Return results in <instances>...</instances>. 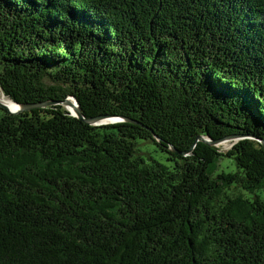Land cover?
Listing matches in <instances>:
<instances>
[{
	"label": "trees",
	"instance_id": "obj_1",
	"mask_svg": "<svg viewBox=\"0 0 264 264\" xmlns=\"http://www.w3.org/2000/svg\"><path fill=\"white\" fill-rule=\"evenodd\" d=\"M0 89L139 122L0 108V264H264V0H0Z\"/></svg>",
	"mask_w": 264,
	"mask_h": 264
},
{
	"label": "water",
	"instance_id": "obj_2",
	"mask_svg": "<svg viewBox=\"0 0 264 264\" xmlns=\"http://www.w3.org/2000/svg\"><path fill=\"white\" fill-rule=\"evenodd\" d=\"M12 103L16 105V107L13 110H10L9 107L1 101H0V108L5 109L10 113H19V112L24 111V110H30V109H35V108H44V107H47L49 105L59 104V105H62L63 107H65L71 115L83 120L85 123H87L89 125H105V124H113L116 122H123V121L133 122V123H137V124L139 123L132 118H128V117H124V116H118V115H97V116H93V117H84L83 114L81 113V110H80V107H79L77 100L75 99L74 96H71V95L67 96L62 101L49 100V101H40V102L22 103V104L12 101ZM69 106H71L73 110L69 109ZM153 136L157 139L156 135H153ZM241 137L242 136H240V135H228V136L221 137L218 139H211L209 136H203V135L199 134L196 137V142L202 141V142H204L210 146H219L220 144L226 142L227 140L236 139V141H237ZM256 140H258V142L262 145V148L264 150V140H260V139H256ZM169 148H171V150L173 152H179L173 146H170ZM186 153L187 152H182L181 154L185 155Z\"/></svg>",
	"mask_w": 264,
	"mask_h": 264
},
{
	"label": "rangeland",
	"instance_id": "obj_3",
	"mask_svg": "<svg viewBox=\"0 0 264 264\" xmlns=\"http://www.w3.org/2000/svg\"><path fill=\"white\" fill-rule=\"evenodd\" d=\"M236 141V139L227 140L226 142L220 144L218 147L221 151H226L231 145ZM137 147L140 152L145 155L153 158L159 162L167 164L166 155L159 151L156 146L150 141L137 140ZM148 159V158H147ZM221 162H226V159H222Z\"/></svg>",
	"mask_w": 264,
	"mask_h": 264
},
{
	"label": "bare ground",
	"instance_id": "obj_4",
	"mask_svg": "<svg viewBox=\"0 0 264 264\" xmlns=\"http://www.w3.org/2000/svg\"><path fill=\"white\" fill-rule=\"evenodd\" d=\"M0 101L5 103L10 110H13L16 107V105L13 104L12 101L2 93L1 89H0ZM69 109L73 110L71 106H69Z\"/></svg>",
	"mask_w": 264,
	"mask_h": 264
}]
</instances>
